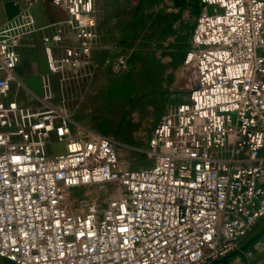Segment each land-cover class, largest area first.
Returning <instances> with one entry per match:
<instances>
[{"label": "built area", "instance_id": "2783aa9c", "mask_svg": "<svg viewBox=\"0 0 264 264\" xmlns=\"http://www.w3.org/2000/svg\"><path fill=\"white\" fill-rule=\"evenodd\" d=\"M198 1L185 58L193 85L154 126L150 165L139 169L119 159L113 139L74 135L55 105L53 77L63 92L97 40L94 0H52L66 18L44 27L28 1L0 26L1 258L215 264L248 247L243 241L264 222V0ZM40 30L50 31L42 38L47 71L33 105L21 109L10 98L19 48ZM93 186L106 199H68Z\"/></svg>", "mask_w": 264, "mask_h": 264}, {"label": "rangeland", "instance_id": "374dc122", "mask_svg": "<svg viewBox=\"0 0 264 264\" xmlns=\"http://www.w3.org/2000/svg\"><path fill=\"white\" fill-rule=\"evenodd\" d=\"M201 11L198 0H143L128 45L109 46L102 60L92 62L89 74L81 65L80 75L63 92L56 79L55 105L70 119L74 135L84 130L105 135L116 142L117 156L129 168L149 166L146 149L154 126L193 85L194 72L185 58ZM33 90L38 94L39 83ZM10 96L19 99L21 109L31 106L32 94L14 83ZM91 189L87 195V188L72 190L68 199L92 196L102 201L109 193Z\"/></svg>", "mask_w": 264, "mask_h": 264}, {"label": "crops", "instance_id": "0c3cea01", "mask_svg": "<svg viewBox=\"0 0 264 264\" xmlns=\"http://www.w3.org/2000/svg\"><path fill=\"white\" fill-rule=\"evenodd\" d=\"M28 1L32 2V11L37 27H44L66 18L65 10L54 5L52 0H0V26L14 18ZM142 3L143 0H94L97 40L88 51V57L82 64L86 67L87 72L85 73H89L93 69L92 62L98 63L102 60L101 57L109 46L115 47L119 45L124 47L131 42L133 19L138 15ZM49 32L44 30L37 31L24 40L19 48L20 63L15 68L14 74L20 85L15 82L14 84L21 91L32 94V100L29 102L31 106L34 102L33 86H38L39 83V94V77L47 71L42 38ZM63 41L64 45L72 43L71 35L67 30L64 31ZM61 53L60 49L53 50V55L56 58ZM36 58L39 59V65L34 64ZM80 71H82L81 68ZM56 79L57 77L54 76L55 91L57 86ZM12 87L13 83L11 85V94ZM10 98L17 104L19 103L17 101L19 99L16 96H10ZM244 244L249 245L242 252L215 264H264V222L257 223L243 241ZM0 264L13 263L0 257Z\"/></svg>", "mask_w": 264, "mask_h": 264}, {"label": "bare ground", "instance_id": "6f19581e", "mask_svg": "<svg viewBox=\"0 0 264 264\" xmlns=\"http://www.w3.org/2000/svg\"><path fill=\"white\" fill-rule=\"evenodd\" d=\"M15 83H16L17 85H20V82H19L18 80H16V78H15ZM97 190H98V189H97ZM91 191H93L91 188H87V190H86V192L84 193V195H87L88 192L91 193Z\"/></svg>", "mask_w": 264, "mask_h": 264}]
</instances>
